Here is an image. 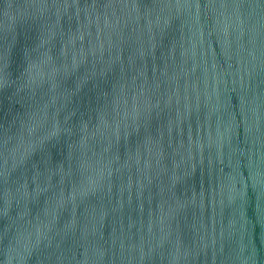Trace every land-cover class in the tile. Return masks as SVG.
I'll return each mask as SVG.
<instances>
[{"label":"water","instance_id":"water-1","mask_svg":"<svg viewBox=\"0 0 264 264\" xmlns=\"http://www.w3.org/2000/svg\"><path fill=\"white\" fill-rule=\"evenodd\" d=\"M0 264H264V0H0Z\"/></svg>","mask_w":264,"mask_h":264}]
</instances>
